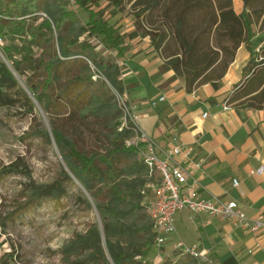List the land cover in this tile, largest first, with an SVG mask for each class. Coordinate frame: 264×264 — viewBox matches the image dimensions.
<instances>
[{"label":"trees","instance_id":"trees-1","mask_svg":"<svg viewBox=\"0 0 264 264\" xmlns=\"http://www.w3.org/2000/svg\"><path fill=\"white\" fill-rule=\"evenodd\" d=\"M123 1L112 0L111 15L123 10ZM130 1L139 9L138 15L149 13V16L156 11L163 14L164 24L156 31L149 30L152 33H149L152 45L166 59L162 70L173 69L176 75L185 80L187 88L206 83H221L235 60L238 49L244 45L250 58L244 67L243 78L229 96V102L240 101L242 105L257 109L264 107V57L258 58L261 55L256 50L258 44L254 42V16L264 23V0H243L245 8L241 13L234 9V0ZM71 3L86 14L85 22L71 8ZM42 12L46 16L41 15ZM39 20L41 21L37 24ZM115 22L109 20L106 9L100 8L99 0H0V39L6 41L8 38H23L26 35L30 37L24 39L22 44L7 43L1 47L6 59L0 56V105L9 102L6 90H22L20 80L13 73L15 71L23 77L17 57L23 55L25 59L31 60L32 48L43 44H49L53 48L52 58H42L39 61L45 71V78L26 81L27 89L40 104L44 103V98L51 92L60 72L65 69L68 70L69 79L61 88L62 93L69 96L80 87L82 94L87 95L83 99L79 95L72 100L73 104L85 99L89 105L93 100L102 98L103 94L109 96V90L105 91L95 85V81L103 80L102 78L108 79L117 92L124 94L125 87L120 78L122 70L116 61L129 51L130 45ZM74 24H78V32L68 38L63 33L68 26ZM134 37L135 33L129 35L130 39ZM170 38L176 41L178 50L168 48L167 42ZM105 52L113 55L115 60H108ZM96 74L102 77H95ZM29 102L32 113L36 104L31 99ZM44 108L50 112L48 105ZM84 112L78 109L79 115ZM121 118L115 122L108 134L111 147L104 155L82 153L76 143L55 125L52 129L54 140L69 170L95 198V206L99 209L103 222L101 225L93 223L85 233L77 234L66 246L65 254L71 264H148L146 256L154 247L156 234L153 221L145 209L143 191L157 178L150 176L149 168L141 160L138 148L127 146L126 140L131 137L132 130L127 127L120 129ZM32 132L47 140L51 139L49 132L36 129ZM120 155L138 157L123 174L113 170V164ZM6 169L16 171L13 165L6 166L2 172ZM141 173H144V178L139 191L136 185L118 180L122 175L133 176ZM72 175L63 170L52 183L35 185L28 201L39 203L42 200H57L66 196L68 184L73 180ZM107 180L112 182L109 190L111 204L106 208L96 199L100 194L98 187L106 184ZM128 196L138 197L132 209L144 208L151 222V234L147 235L144 243L127 250L114 241L115 233L121 228L114 226L106 210L110 207L114 211L111 215L118 217L114 205L127 202ZM144 229L146 228L141 226L139 231ZM102 231L105 239L102 238ZM103 240L111 258L104 251ZM177 257L176 260L175 257L161 258V264H202L190 255Z\"/></svg>","mask_w":264,"mask_h":264},{"label":"rangeland","instance_id":"rangeland-1","mask_svg":"<svg viewBox=\"0 0 264 264\" xmlns=\"http://www.w3.org/2000/svg\"><path fill=\"white\" fill-rule=\"evenodd\" d=\"M99 4L100 8L106 9L109 20L113 22L116 20L115 23L121 28L127 42L131 40L129 35L135 33V39L150 40L152 43L150 35L152 33L149 30L156 31L164 24L163 14H159L158 11L149 16V13L138 15L139 9L130 0H124L123 10L114 16L110 13L113 9L112 0H99ZM71 8L81 20L84 22L87 20L86 14L77 10L72 3ZM244 8L243 0H234V9L237 13H241ZM40 14L46 16L44 12ZM254 20V42L258 44L256 50L261 55L258 56L260 58L264 57V23L255 16ZM71 26L63 33L68 38H72L78 32V24ZM27 38L30 37L26 35L23 38H8L6 41L0 39L2 59H6L1 50L4 44H22ZM167 46L172 50H178V44L171 38ZM32 51L31 60L25 59L23 55L17 57L19 69L23 73V77L17 73L23 91L18 88L6 90L9 102L0 105V264H71L65 254L66 246L77 234L85 233L93 223L101 225L103 222L101 213L95 206V198L69 170L54 140L52 129L55 125L76 143L82 153L104 155L111 147L108 134L115 122L120 120L122 110L119 95L106 78L96 80L95 85L105 91L109 90V96L103 94L102 98L93 100L89 105L85 99L79 103H71L79 95L82 99L87 95L82 94L80 87L69 96L62 93L61 88L69 79L66 69L60 72L51 92L44 98V103L40 104L27 89L26 81L45 78V71L39 65V61L42 58H52L53 48L49 44H43L39 47L34 46ZM105 54L108 60H115L113 55L108 52ZM116 62L119 64V60ZM10 67L13 69L11 65ZM29 99L36 104L32 113ZM46 105L50 112L45 111ZM78 109L85 112L79 115ZM34 129L49 132L51 139L36 135L32 132ZM136 160L138 157L120 155L113 164V170L117 173H126ZM8 165H13L16 171L6 169L2 172ZM100 165L104 167L103 164ZM63 170L68 171L73 178L68 184L66 196L57 200H42L39 203L28 201L35 185L52 183ZM143 178L144 173H141L133 176L122 175L118 180L136 185L139 191ZM111 182L107 180L106 184L98 187L100 194L96 201L102 202L106 208L111 204L109 191ZM137 201L138 197L128 196L127 202L114 205L118 217L111 215L114 211L110 210V207L106 210L114 226L121 228L115 233L114 241L127 250L135 249L144 243L147 235L151 234L149 231L151 222L144 208L132 209ZM141 226L146 229L139 231ZM172 247L171 240L161 247L154 243V247L146 256L148 264H161V258L178 259V252ZM103 248L107 257L111 258L105 240Z\"/></svg>","mask_w":264,"mask_h":264},{"label":"crops","instance_id":"crops-1","mask_svg":"<svg viewBox=\"0 0 264 264\" xmlns=\"http://www.w3.org/2000/svg\"><path fill=\"white\" fill-rule=\"evenodd\" d=\"M128 44L129 51L119 60L120 78L124 95L137 107L141 128L159 143L177 133L194 146L195 158L204 159L202 169L193 173L203 198L236 200L250 217L264 212V107L229 102L243 78L249 51L244 45L238 49L221 83L187 88L173 69L162 70L166 59L150 40L133 38ZM234 178L242 192L233 186ZM175 225L172 245L178 240L198 243L215 264H264V234L245 233L227 220L188 211L176 214Z\"/></svg>","mask_w":264,"mask_h":264},{"label":"built area","instance_id":"built-area-1","mask_svg":"<svg viewBox=\"0 0 264 264\" xmlns=\"http://www.w3.org/2000/svg\"><path fill=\"white\" fill-rule=\"evenodd\" d=\"M95 77L102 76L96 74ZM117 93L122 110L120 129L127 127L132 130L126 144L138 148L141 160L149 168L150 176L157 178L143 191L145 209L154 225L156 246L161 247L171 239L176 230L175 216L180 211H188L191 215L209 214L227 220L245 233L264 234V212L250 217L236 200L227 201L218 196L203 198L201 184L193 173L202 169L204 159L195 158L194 146L184 143L177 133H170L159 143L141 128L137 107L124 94ZM164 99V96L160 97V100ZM152 105L155 106L156 101ZM224 109H229V106L225 105ZM207 115L205 112L204 117ZM261 171L259 169L255 173ZM233 186L241 190L240 181L236 178L233 179ZM200 247L198 243L178 240L172 249L178 255H190L202 264H215Z\"/></svg>","mask_w":264,"mask_h":264},{"label":"water","instance_id":"water-1","mask_svg":"<svg viewBox=\"0 0 264 264\" xmlns=\"http://www.w3.org/2000/svg\"><path fill=\"white\" fill-rule=\"evenodd\" d=\"M14 75L18 78V75L15 71H13ZM19 79V78H18ZM102 238L105 239L104 232L102 231Z\"/></svg>","mask_w":264,"mask_h":264}]
</instances>
